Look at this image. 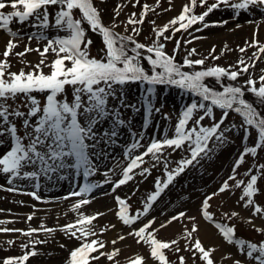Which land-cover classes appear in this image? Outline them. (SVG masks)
Returning <instances> with one entry per match:
<instances>
[{"label":"rangeland","instance_id":"374dc122","mask_svg":"<svg viewBox=\"0 0 264 264\" xmlns=\"http://www.w3.org/2000/svg\"><path fill=\"white\" fill-rule=\"evenodd\" d=\"M215 2L216 0H207V4L200 6L197 0L199 7L193 14L203 13ZM230 2H239V0H230ZM93 3L100 10L102 22L105 25L115 24V32L133 35L137 42L152 45L157 39L154 29L168 24L173 18L179 16L183 5L189 3V0H139L138 3L136 0H93ZM145 4L152 10L143 16V23L128 24L127 21L133 13L136 14L134 19H141ZM118 5L122 7L119 15H116L114 10ZM4 11L10 12L12 9L9 7ZM58 11L59 6H49L47 27L40 26L35 17H30L23 23L14 20L9 27L13 32L18 33L15 37L7 30L0 29V59H3V52L9 39H14L18 44L8 57L11 65L9 71L17 73L21 69L25 72L30 71V66L38 64L42 58L34 49L39 48L42 51L49 40L69 34L67 30L55 26ZM73 14L77 19L81 17L79 10H74ZM220 21H227V23L204 28L203 24L198 22L187 31L181 30L174 34L170 28L164 35L172 36V38L165 40L160 37L159 42L165 45L164 50L167 54L175 55L176 63L181 65L192 48L196 49L197 54L190 57L191 59L208 57L204 65L183 66L182 71L189 73L206 70L213 66L229 68L231 65L234 67L230 70H237V67H241L237 65L240 59H244L246 63H252L253 60L250 58L253 57L254 52H257V47H249L243 53L239 51V48L245 47L246 42L251 43L253 39L259 44H264V7L250 6L247 10H239L237 15L236 10L221 5L205 17L204 23L212 25L213 22ZM133 27L139 30V35L132 32ZM197 29L202 30L197 31ZM91 36L89 55L100 59L104 57V54L106 55L104 42L98 32H91ZM193 37H199V39H193ZM188 40H192V43H186ZM177 41L180 42V47L174 52ZM26 46L33 51L24 56H17L16 53L24 52ZM213 46H215L213 55L219 56L218 60L209 56ZM132 47L134 45L129 43L128 48ZM142 51L144 57L149 55L146 50ZM151 55L154 56V53ZM55 58V54L49 51L45 63L51 64ZM50 70L48 67L44 68L45 73ZM261 75H264V54H260V59L255 60V67H250L248 73L238 76L234 84L249 87L246 81L254 79L257 81L255 86L259 88ZM209 78L212 77L204 78L203 83L214 91H217L214 88L218 84L221 86V82L224 81V77L219 78L220 81L215 79L212 83H219L214 85L206 82ZM225 84L228 85V83ZM113 90L115 97H108L107 114L93 126V135L86 141L90 145L89 155L96 166L92 175L85 177L83 170L77 174L74 169H65L49 172L47 175L40 173L38 177L22 175L20 178L11 179L9 183L10 176L0 173V222H2L0 228L23 230L0 231V264H3L8 257H19L33 249L37 254L30 256L25 264H69L70 252L79 247L83 241L63 230L64 226L74 223L81 214L91 216L96 213H103V215L92 222L91 227L96 235L89 236L87 239L89 241L97 239L105 246L91 254L100 258L92 260L90 264H130V261L137 256L144 258L143 264H160L151 257L148 244L137 243L138 238L129 235L153 219L155 223L148 231L159 229L155 233L157 239L179 241L178 245L173 246L172 249L164 250L170 264H179L180 256L185 257V264H205L198 253L193 259L192 252L185 250L186 241L183 237L186 230H191L193 225H196L198 229L193 233V238L198 237L205 248L216 249L212 254L215 264H234L236 260H239L241 264H258L246 254H242L237 244L228 243L215 226L216 223L235 226L236 238L257 244L264 241V231L256 230L264 229V216L254 214L251 206L245 207V201L240 199L243 186L235 187L236 181L247 182L250 175H257L259 192L253 199L256 204L264 207V169L259 168L260 165H264V146L258 148L255 155L251 153L244 155L243 163L236 167L235 173L233 172L245 148L256 145L257 130L245 125L241 114L228 110L227 118L224 119L219 130L223 132L222 139L218 140L214 136L209 141L207 153H201L192 164L185 165L182 172L177 174L175 170L180 166L181 160L191 159L189 142H185L180 148L174 146L163 148L158 154V160L151 154L143 156V163L131 173L133 178L124 185L115 187L132 158L142 155L152 142L174 137L179 119L191 104L204 103L211 106L212 115L205 116L199 125H194L193 121L204 115V110L197 109L193 113L192 120L188 122L189 128L210 127L220 121L225 110L212 105L210 100L202 101V97L197 92L178 85L152 86L146 81H135L123 85L114 84ZM33 95L43 105L47 93H33ZM65 96L69 101L72 100L71 86L66 88ZM7 103L11 105L10 110L19 109L25 113L28 111L22 95L17 96L15 100L9 99ZM39 115L29 117L30 121L35 123ZM24 118L10 117V120L17 125L18 134L21 136L25 132ZM80 120L81 123L85 122L83 117ZM120 120L124 123H118ZM113 132L116 134L112 135ZM0 141H3L0 144V155H2L9 150L12 140L5 134L0 136ZM24 143L27 144L28 141L25 140ZM133 144L137 145L135 149L132 148ZM144 169L148 171L145 172ZM249 169L252 171L246 175ZM33 171L39 173V165H27L22 169V173ZM169 172L173 173V180L164 188ZM232 175H235V180L229 179ZM225 181L229 183L230 188L219 192ZM157 182L163 190L155 201H150L149 197L157 191ZM86 183L98 186L94 187L90 193L80 196L72 195L74 192H79ZM9 188L14 190L8 191ZM32 193L40 199L37 200ZM213 193L216 195L212 196ZM209 196L212 198L208 201L207 211L212 214V221L203 215V203ZM116 197L126 201L130 217L140 213L139 218L132 224H124L118 216L120 205ZM81 199H88L90 203L74 209L73 206ZM149 203L151 207H148ZM145 209H147L146 213ZM179 213H185V215L173 220L164 228L160 227ZM225 213L229 216L232 213L239 215L231 216L229 219L224 215ZM29 216H32L31 220L28 219ZM42 227L54 229V231L49 233L41 230L32 235L23 234L31 228L41 229ZM120 236H124L125 239L120 240ZM113 240L116 241L115 244L112 243ZM35 241H43V243H34ZM22 245H29V247L25 249ZM175 247H179L181 251L176 252ZM188 247H191L190 243ZM113 249H119V254L114 260H109L106 255H100V252L111 253Z\"/></svg>","mask_w":264,"mask_h":264},{"label":"snow or ice","instance_id":"6c2138e0","mask_svg":"<svg viewBox=\"0 0 264 264\" xmlns=\"http://www.w3.org/2000/svg\"><path fill=\"white\" fill-rule=\"evenodd\" d=\"M138 3L139 0H136ZM200 6L207 4V0H199ZM59 6V11L56 13L55 26L68 31L65 37H57L55 40H49L47 45L41 51L39 48L34 49L42 57L40 62L32 65L31 70L25 72L21 69L18 73L9 71L11 65L8 57L13 53V49L18 46L14 39H9L5 50L3 52V59H0V136L7 134L11 140L12 145L0 155V173L8 174L11 179L24 177H38L40 173L47 175L49 172H56L58 170L74 169L77 174L83 170L85 177L90 176L95 171V164H93L88 149L90 145L86 143L91 139L93 126L99 122V119L107 114L106 105L108 97H115L113 85H123L129 82L146 81L149 84H170L178 85L182 88L191 89L197 92L205 101L210 100L212 105L224 109L223 117L220 121L214 123L210 127L193 126L188 127V122L192 120L193 113L197 109L204 110V115L199 119L194 120V125H199L205 116L212 115V107L204 103H193L182 114L175 128V135L172 138H165L162 141H154L147 147L142 155H137L130 160L127 167L123 170L122 178L116 182L115 187L124 185L133 177L131 173L143 163V156L151 154L154 159H159L162 149L165 147H182L185 142H189L191 159L181 160L180 166L175 170L178 174L184 170L185 165H190L201 153H207L208 141L214 136L216 139H222L223 132L219 131L224 119L227 118L228 110H233L244 117L245 125L254 127L258 132V139L255 146L245 148L244 153L241 154L239 160L234 166L236 167L243 163L244 155L251 153L255 155L257 149L264 146V116H261L259 111L254 107L253 103L243 99L244 91L238 86H225L222 92L214 91L203 83L206 77H215L219 80L221 77H228L235 81L238 76L243 73H248L250 67H255V60L260 59V54H264V44H259L253 39L251 43L246 42L245 47L239 48L241 53L246 52L249 47H257V52L253 53L252 63H246L244 59L237 62V70H230L234 66L225 68L222 66L208 67L206 70L193 71L192 73L182 71L183 66L204 65L208 57L201 59H191L193 55L197 54L196 49L192 48L188 55L183 60V65L176 63L175 55H169L164 50L165 45L160 43V37L165 40L171 39L172 36H165L164 33L172 29L173 34L181 30L187 31L192 25L200 22L204 28L209 26H216L217 24H226L227 21L213 22L212 25L204 23L207 17L213 10L220 8L221 5L230 7L236 10H247L250 6L264 7V0H239V2H230V0H216L207 7V9L199 14H193V10L197 6V0H189V3L183 5L181 14L168 24L163 25L157 29L156 41L152 45L137 42L133 35H122L114 31L116 25L107 26L102 22L100 10L94 5L93 0H0V29L7 30L13 37L18 33L12 31L9 25L18 20L20 23L27 21L30 17H35L39 21L40 26L47 27L49 25V6ZM11 8L12 11H4L6 8ZM122 6H117L114 10L116 15H119V10ZM74 10H79L81 17L74 18ZM143 14L141 19H134L135 13L129 17L127 23L137 25L143 23V16L147 14L150 6L145 4L143 6ZM87 22L93 32H98L102 36L105 45L106 55L104 58L91 57L89 55V45L92 40L86 37V30L82 27L83 22ZM153 23H155L153 21ZM178 25V27H176ZM202 29H197L201 31ZM132 32L139 35V30L133 27ZM255 35V34H254ZM31 39V38H30ZM199 39V37H193ZM134 45L128 48V44ZM186 43H192L188 40ZM180 47V42L177 41L176 52ZM227 49V45H225ZM149 54L146 57L143 51ZM230 50V49H228ZM33 51L30 47H25L24 52L16 53L17 56H24L28 52ZM51 51L56 58L51 64H46L45 59L47 54ZM133 53L129 55L128 53ZM154 53V56L151 55ZM215 53V46L211 49L209 56L212 59L218 60L220 57L213 55ZM223 51L221 52V55ZM146 58L151 65V74L142 66L141 60ZM70 65V66H69ZM50 68V72L45 73L44 68ZM157 68L162 71H156ZM261 82L259 88L255 85L257 83L254 79H249L246 84L251 86L250 91L255 94L261 104H264V75L259 77ZM71 86L73 89V98L69 101L66 96V88ZM152 91V89H149ZM33 93H47L43 105L41 101L33 95ZM23 96L28 107L27 113L19 109H11V105L7 103L9 99L15 100L17 96ZM86 97V99H85ZM150 103V102H149ZM151 111V103L150 109ZM35 123H32L29 117H37ZM10 117H25L23 120V127L25 129L24 135L18 134L17 125L10 120ZM84 118V123H81L80 118ZM118 123L122 124L124 121L120 120ZM31 129V131H28ZM116 133L113 132L112 135ZM247 138V137H246ZM28 143L25 144L24 141ZM3 141H0L2 144ZM136 144L132 145L135 149ZM27 165H39V173L23 172L22 169ZM259 168L264 169V165ZM145 172L148 169H144ZM249 169V173H251ZM230 180H235V175L229 177ZM173 180V173L167 174V182L163 187L166 188L168 183ZM257 175H250V179L245 182L238 180L235 187L243 186V193L240 197L245 201V207L251 206L253 213L264 216V207L256 204L253 197L259 192L257 187ZM38 186V185H37ZM98 185L86 183L79 192H74L72 195L80 196L92 191ZM230 188L227 181L223 183L219 192H224ZM8 191L14 189L9 188ZM163 189L157 182V191L149 197L150 201H155ZM32 195L39 200L40 197L35 193ZM213 193L212 196H215ZM212 197L209 196L203 203V215L209 221L213 220L212 214L207 209L209 207L208 201ZM247 198V199H246ZM120 208L118 216L124 224H132L139 218L140 213L135 216H129L127 203L124 199L116 197ZM90 203L88 199H81L73 206L74 209H79L82 205ZM151 207V204H148ZM147 209L144 210L146 213ZM103 213H96L95 215H83L74 223L65 225L63 230L68 232L72 237L82 240L81 245L70 252L69 264H90L92 260H98L99 256H92L94 252L104 248V243L97 239L89 241V236H94L92 222ZM185 213H179L178 216L172 217L165 224H161V228L167 226L173 220L183 217ZM238 216V213H232L229 216ZM29 220L32 216L28 217ZM194 219V218H191ZM2 223V222H0ZM155 219L150 220L144 224L134 233L129 235L136 236L137 243L144 242L150 247V255L160 262V264H170L164 250L172 249L173 246L178 245V240L161 241L156 238L155 233L159 229H151ZM251 223V220H249ZM215 226L225 238L228 243H235L239 246V251L246 254L247 257L264 264V241L259 244L246 241L244 239L235 237V226H228L221 223H216ZM53 232L50 228H31L24 235H32L38 231ZM198 229L193 225L191 230H186L184 239L186 241L185 250L192 252L193 259L200 255V259L205 264H215L212 254L216 251L215 248H205L201 240L196 237L193 238V233ZM257 231H264V229H256ZM0 231H23L19 229L0 228ZM79 233V235H77ZM147 233V234H146ZM120 240L125 239L124 236L119 237ZM9 243H12L9 241ZM34 243H43V241H35ZM116 243L115 240L112 241ZM188 243L191 247H188ZM27 249L29 245H22ZM176 252H180L179 247H175ZM36 251H26L24 255L19 257H8L3 261V264H25L30 256H35ZM119 254V249H113L111 253L100 252V255H106L109 260H114L115 256ZM144 258L137 256L130 261V264H143ZM179 264H185V257H179ZM234 264H241L236 260Z\"/></svg>","mask_w":264,"mask_h":264},{"label":"trees","instance_id":"16d2710c","mask_svg":"<svg viewBox=\"0 0 264 264\" xmlns=\"http://www.w3.org/2000/svg\"><path fill=\"white\" fill-rule=\"evenodd\" d=\"M198 7H199V5L197 3V6L195 7V9ZM195 9L193 10V13L196 11ZM91 32H93V31L88 30V36L90 37V39H92ZM104 57H105V54H104ZM104 57H101V58H104ZM141 62H142L143 67L146 69V71L151 73V65L147 62L146 58L142 59ZM156 71H162V69L158 68V69H156ZM215 79H216V81H220L217 78L212 77V78L207 79L208 81H206V82L212 83V82H214L213 80H215ZM218 83L219 82H217V84ZM225 83H228V85H226ZM212 84H214V83H212ZM217 84H214V85H217ZM221 84H222L221 86H220V84H218V86L215 87L214 89L221 92V91H223V88L225 86H235L234 81L231 80L230 78L226 77V76L224 77V81L221 82ZM236 86L241 87L243 89L244 95L242 98L248 102L253 103L254 107H256V109L261 113V115L264 116V104H261L259 102V99L255 96V94L250 91V86L249 87H244L241 85H236Z\"/></svg>","mask_w":264,"mask_h":264}]
</instances>
